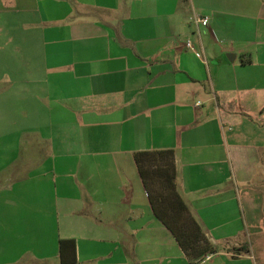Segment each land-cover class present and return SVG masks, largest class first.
<instances>
[{"label": "crops", "instance_id": "crops-1", "mask_svg": "<svg viewBox=\"0 0 264 264\" xmlns=\"http://www.w3.org/2000/svg\"><path fill=\"white\" fill-rule=\"evenodd\" d=\"M1 51L0 264H61V239L191 264L135 163L156 150L207 264H264V0H0Z\"/></svg>", "mask_w": 264, "mask_h": 264}, {"label": "trees", "instance_id": "trees-1", "mask_svg": "<svg viewBox=\"0 0 264 264\" xmlns=\"http://www.w3.org/2000/svg\"><path fill=\"white\" fill-rule=\"evenodd\" d=\"M135 163L155 215L172 232L191 264L206 253L215 254L214 245L191 214L177 189L175 152L173 150L140 151ZM61 264H77L75 239H61Z\"/></svg>", "mask_w": 264, "mask_h": 264}, {"label": "rangeland", "instance_id": "rangeland-1", "mask_svg": "<svg viewBox=\"0 0 264 264\" xmlns=\"http://www.w3.org/2000/svg\"><path fill=\"white\" fill-rule=\"evenodd\" d=\"M1 53H3L2 51L0 52V54ZM4 62H3V60H0V96H1V98H0V103L2 102V101H5V99H3L4 98V93H5V90L8 88V86H9V84H5L6 82H5V80L8 78V77H6L5 76V74H4V72H5V68L3 67V64ZM3 94V95H2ZM21 100L19 99V98H16V97H13V104H14V106L13 107H15L14 108V111L15 110H17V112L18 113H21ZM14 119H20V116H14ZM25 151V149H23V151H22V153H20L21 155H23V152Z\"/></svg>", "mask_w": 264, "mask_h": 264}, {"label": "built area", "instance_id": "built-area-1", "mask_svg": "<svg viewBox=\"0 0 264 264\" xmlns=\"http://www.w3.org/2000/svg\"><path fill=\"white\" fill-rule=\"evenodd\" d=\"M209 19L208 18H204V19H198L197 23L202 24L203 26L208 25ZM188 49H192V44L190 41H188V43L186 44ZM213 254L212 253H206L203 257H201L197 264H207L211 259H212Z\"/></svg>", "mask_w": 264, "mask_h": 264}]
</instances>
